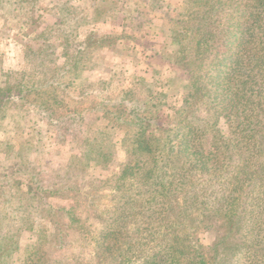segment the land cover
Returning <instances> with one entry per match:
<instances>
[{"label": "trees", "instance_id": "1", "mask_svg": "<svg viewBox=\"0 0 264 264\" xmlns=\"http://www.w3.org/2000/svg\"><path fill=\"white\" fill-rule=\"evenodd\" d=\"M213 1H218L212 6L215 13L227 9L241 13L221 16L226 20L223 24H216L217 15L212 25H196L201 32L186 37L191 51L176 40L180 46L176 60L170 61L191 76L192 97L198 98H188L181 110L187 115L194 103L202 101L208 118L189 117L171 138L161 140L148 132L143 124L149 116L137 102L124 98L92 102L90 91L75 92V83L68 79L76 64L59 66L50 53H44L32 71H0V126L13 116L35 114L47 122L49 130L67 133L77 141L87 137L95 118L129 129L125 139L132 146L130 171L134 163V177L141 176L148 190L144 193L137 186L138 197L125 196L112 208L111 225L102 228V245L95 247L105 264L115 263V252L123 260L119 264H264V0H229L227 6L228 0ZM226 22L232 27L237 23L236 32H224ZM106 39L89 33L80 48L101 45ZM194 121L204 124L196 127ZM7 164L0 162V258L19 244L18 233L2 227V222L8 220L19 234L33 230L26 211L48 207L46 201L57 193L40 185L37 170ZM126 170L127 165L123 173ZM197 177L202 181L196 194L193 180ZM20 185L26 188L21 194L16 190ZM176 205L184 208L182 213ZM83 211L71 207L65 212L70 232L75 226L85 227L84 216L94 213ZM129 224L134 225L132 236ZM206 228L217 234L209 255L200 250L196 238ZM142 239L158 243L148 248V255L133 259L120 252L122 242L129 250ZM33 250L44 253L40 248ZM27 263L37 264L29 258Z\"/></svg>", "mask_w": 264, "mask_h": 264}, {"label": "rangeland", "instance_id": "2", "mask_svg": "<svg viewBox=\"0 0 264 264\" xmlns=\"http://www.w3.org/2000/svg\"><path fill=\"white\" fill-rule=\"evenodd\" d=\"M217 3L213 0H0V71H32L33 66L39 67L36 63L44 53H50L59 66L76 64L77 68L71 67L72 76L68 79L75 83V92L90 91L88 97L92 102L117 98L137 102L149 116L143 124L148 132H154L161 140L171 138L181 125L185 127L189 117L201 121L208 118L202 101L194 103L187 115L182 112L188 98L193 101L198 98L192 97L191 76L170 60H176L180 46L176 40L191 51V42L186 38L190 32H201L197 28L212 25L217 15L216 24H223L226 20L221 16L226 19L228 14L237 17L241 13L235 9L215 13L212 6ZM229 3L228 0L225 5ZM236 24L232 27L226 22L224 32H236ZM93 32L108 39L101 45L80 48ZM47 40L50 42H44ZM194 122L196 127L204 124ZM128 130L124 124L95 118L87 137L77 141L67 133L49 130L47 122L35 114L13 116L0 126V162L16 163V168L33 173L35 169L41 174V186L57 190L46 201L48 207H39L37 211V206H33L26 211L33 221V230L24 229L19 234L14 225L6 223L8 220L2 222V227L18 233L19 244L18 249L0 258V264H28L27 258L37 264H56V260H62V264H105L95 247L102 245L103 238L99 237L102 228L111 225L112 208L122 203L125 196H137L138 187L144 193L148 190L141 176L134 177L137 169L134 163L130 171L132 146L125 139ZM208 144L207 141L205 146ZM201 181V177L193 180L196 194ZM16 190L21 194L26 188L20 185ZM8 199L12 203V198ZM71 207L81 214L82 209L86 215L94 212L84 216L85 227L75 226L73 232L67 229L65 215ZM175 207L180 213L184 210L182 206ZM128 228L132 236L134 225L129 224ZM54 232L53 238L48 236ZM196 238L200 250L209 255L217 234L206 228ZM157 244L142 239L127 250L129 245L122 242L120 252L135 259L148 255V248ZM34 247L45 254L36 252ZM115 258L114 264L123 261L117 252Z\"/></svg>", "mask_w": 264, "mask_h": 264}]
</instances>
